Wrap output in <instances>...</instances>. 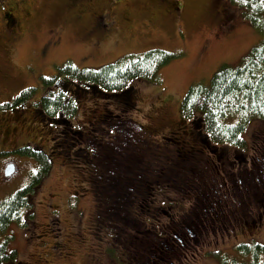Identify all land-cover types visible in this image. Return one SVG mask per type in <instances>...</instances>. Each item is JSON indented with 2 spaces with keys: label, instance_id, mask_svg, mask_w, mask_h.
Returning a JSON list of instances; mask_svg holds the SVG:
<instances>
[{
  "label": "rangeland",
  "instance_id": "obj_1",
  "mask_svg": "<svg viewBox=\"0 0 264 264\" xmlns=\"http://www.w3.org/2000/svg\"><path fill=\"white\" fill-rule=\"evenodd\" d=\"M4 4L16 8V17L5 21L0 9V201L29 185L39 169L37 160L22 156L19 149L30 145L32 150H53L55 131L35 105L44 88L63 76L59 71L65 65L99 69L129 54L154 49L176 54L156 79L134 81L135 108L125 113L131 122L162 138L181 123V103L191 87L208 88L222 66L236 67L264 39L244 20L240 9L230 8L229 19L221 14L220 7L225 8L222 0H0V7ZM99 19L98 29L88 32ZM29 89H35L32 95L14 106L16 98ZM74 89L78 113L71 122L75 131L88 134L109 107L107 96L83 86ZM110 106L116 109L115 104ZM228 121L235 125L238 119ZM262 130L264 121L252 120L243 134L246 150L237 152L252 157L243 169L248 173H235L229 182L217 167L218 172L206 183L218 195L222 187L229 189L230 200L223 203L228 204L226 215L222 220L200 221L203 226L193 230L197 239L191 241L187 257L176 264H248L250 259L239 253L237 244L264 243V219L257 227L251 223L264 214L254 213V207L262 210L257 203L264 187V150L258 153L248 148ZM226 150L224 165L228 169V159L236 151ZM51 158L49 173L34 198L33 221L27 228L12 224L0 235V244L9 239L8 248L16 250L19 264H137L142 250L162 236L153 229L158 220L165 228L181 219L189 224L199 214V206L188 201L185 192L190 190L183 192L182 187H187L178 182L169 189L168 198L160 195L159 203L144 213L138 199L131 198L127 211L123 209L130 214L123 220L111 217L117 227L102 226L104 220L96 217L99 207L87 167L63 159L58 151ZM200 160L205 166L218 163L210 152L201 154ZM234 163L241 164L237 159ZM10 165L14 173L8 178L5 174ZM187 176L177 173L175 178ZM110 192L106 190L102 199L119 208L118 194ZM159 207H163L162 214L157 212ZM125 227L128 232L121 231ZM146 255L151 256L152 251Z\"/></svg>",
  "mask_w": 264,
  "mask_h": 264
},
{
  "label": "trees",
  "instance_id": "obj_2",
  "mask_svg": "<svg viewBox=\"0 0 264 264\" xmlns=\"http://www.w3.org/2000/svg\"><path fill=\"white\" fill-rule=\"evenodd\" d=\"M222 4L225 8L220 7V13L227 19L233 12L230 8L236 7L241 10L244 20L264 36V0H222ZM177 57L171 52L154 49L144 54H129L99 69H80L74 65L60 69L63 76L56 77L57 80H52L44 88L41 100L35 105L37 113L45 116L55 131L53 150L51 153L35 147L32 150L30 145L18 150L22 156L35 158L39 169L29 185L0 201V235L6 233L12 224L27 228L28 222L33 221L34 198L41 181L49 173L51 154L55 151L63 159L78 161L87 167L99 207L96 217H102V226L107 224L112 229L115 225L111 217L123 220L130 214L124 213L123 209L127 211L131 198L132 201L138 199L139 210L144 213L159 203L160 195L168 198L169 189L175 188L174 183L183 182L190 188L191 177L194 178L192 181L205 182L206 166L199 157L202 152H210L216 157L218 163L211 164L210 169L214 171L216 165L224 171L229 182L233 174H240L245 169L246 154L237 153L246 150L248 144L243 134L252 120L264 121V39L236 67L222 66L208 88L191 87L181 103V123L167 136L157 138L151 130L127 119L125 113L135 108L137 90L134 81L156 79L159 71ZM81 86L104 92L107 96L105 103L109 106L88 134L75 131L71 122L78 113L74 87ZM34 90L22 92L20 97L23 100L18 101V97L14 106L22 105ZM111 103L116 109L110 106ZM235 118L238 121L232 125L228 119ZM85 144L88 149L83 146ZM227 148L236 151L228 159V169L224 165ZM248 148L250 152L264 150V130L256 132L253 144ZM234 159L242 161L241 166H237ZM177 173L189 176L177 179ZM207 182H210L209 178ZM106 190L107 194L111 193L110 190L115 196L118 194L119 208L114 202L102 199ZM182 190L184 192V187ZM258 200H264V187L260 189ZM157 212L162 214L163 207ZM132 222L136 223L137 219ZM260 222L255 218L251 223L257 227ZM125 228L121 231L128 232ZM8 243L9 239L0 244V264H19L16 250H10ZM237 246L239 253L250 259L248 264H264V243L252 241ZM223 264L238 263L223 261Z\"/></svg>",
  "mask_w": 264,
  "mask_h": 264
},
{
  "label": "flooded vegetation",
  "instance_id": "obj_3",
  "mask_svg": "<svg viewBox=\"0 0 264 264\" xmlns=\"http://www.w3.org/2000/svg\"><path fill=\"white\" fill-rule=\"evenodd\" d=\"M0 9L1 12L3 13V19L5 21L9 18L13 19L14 17H16V8H14L12 5L4 4L3 6L0 7ZM101 19H99V21L95 22L93 25L89 26L86 30L90 33L91 31H96L99 27V22L101 21ZM251 158L252 157H246L245 168L249 166V160ZM238 161L241 162L242 164V161L240 160ZM211 164H214V162H211ZM202 165L205 166L203 163ZM214 172H218V168L216 165L214 171L210 169V166H206V178H204L205 182L201 180L197 182L191 180L188 182L191 187L190 188L188 187L187 189L184 188V191L190 190L185 193L191 199L188 200L190 201L191 206H194L195 204L199 206V212H198L199 214L193 215L196 218V220L187 224V220L181 219L179 222L174 221L172 225L167 226L165 228L161 226V223L158 220V227H153V229H155L158 232H161L162 236L159 239L152 242L151 244H148L144 248V250H142L141 258L136 261L137 264H176V261H180V262L183 261L182 258L187 257L188 249L191 247V241L197 239L196 232L194 231H197L203 226V223H200V221H204V220L208 221L209 219L212 220L214 218L213 216H215L220 220L225 217L227 211L226 212L224 211V207H227L228 204H223V203L225 201L230 200V196L232 194L230 193L227 187H222L221 193H219V195L214 193L216 192L217 189L214 188L212 191L206 187L207 178H209L211 182V178ZM221 181L223 182L222 179ZM203 183H205V186H201ZM193 190L198 192V194L196 192V195L194 197H193L194 195ZM263 201H259L257 203L258 206L262 208V210L257 208L254 213L259 212L260 214H263L262 213L264 209ZM257 219L259 221L263 220L264 214L257 217ZM147 248H149L148 250L152 251L151 256L146 255L148 250L147 251L145 250Z\"/></svg>",
  "mask_w": 264,
  "mask_h": 264
},
{
  "label": "water",
  "instance_id": "obj_4",
  "mask_svg": "<svg viewBox=\"0 0 264 264\" xmlns=\"http://www.w3.org/2000/svg\"><path fill=\"white\" fill-rule=\"evenodd\" d=\"M13 173H14V167H13V165L8 166V168L6 170V174H5L6 177L12 176Z\"/></svg>",
  "mask_w": 264,
  "mask_h": 264
}]
</instances>
